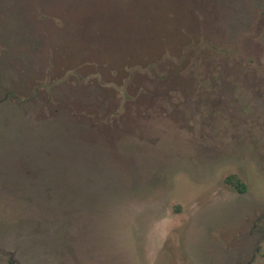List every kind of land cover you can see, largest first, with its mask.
Returning a JSON list of instances; mask_svg holds the SVG:
<instances>
[{
	"label": "rangeland",
	"instance_id": "rangeland-1",
	"mask_svg": "<svg viewBox=\"0 0 264 264\" xmlns=\"http://www.w3.org/2000/svg\"><path fill=\"white\" fill-rule=\"evenodd\" d=\"M0 264H264V0H0Z\"/></svg>",
	"mask_w": 264,
	"mask_h": 264
},
{
	"label": "trees",
	"instance_id": "trees-1",
	"mask_svg": "<svg viewBox=\"0 0 264 264\" xmlns=\"http://www.w3.org/2000/svg\"><path fill=\"white\" fill-rule=\"evenodd\" d=\"M232 181H234V179H232ZM235 185H236V188L240 191L244 189V185L239 180H235Z\"/></svg>",
	"mask_w": 264,
	"mask_h": 264
}]
</instances>
